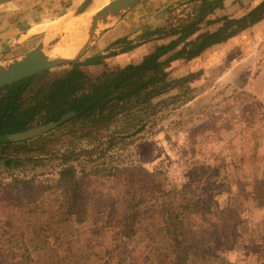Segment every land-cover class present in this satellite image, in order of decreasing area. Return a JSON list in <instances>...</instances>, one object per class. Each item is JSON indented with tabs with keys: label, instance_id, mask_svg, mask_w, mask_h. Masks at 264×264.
<instances>
[{
	"label": "rangeland",
	"instance_id": "374dc122",
	"mask_svg": "<svg viewBox=\"0 0 264 264\" xmlns=\"http://www.w3.org/2000/svg\"><path fill=\"white\" fill-rule=\"evenodd\" d=\"M208 1L215 0H142L78 59L83 62L94 55L119 53L126 46L117 43L122 39L139 43L149 31L181 27L195 19ZM261 1L224 0L192 38L217 28L207 21L241 17ZM82 2L16 0L0 5V40H4L3 48L11 50L6 61L21 57L48 38L50 32L35 30L36 26L73 14ZM170 40H152L130 54L107 57L102 65H82L80 69L88 80L102 84L126 65L139 63L156 45ZM69 69L63 65L49 71L56 77ZM163 72L168 88L150 99H146L150 91L142 93L109 123L95 127L65 123L28 146L29 152L10 148L0 154V184L12 179L51 183L62 167L59 157L66 155L81 185L84 213L81 221L73 216L52 230L48 240L50 245H61L58 254L68 264H105V251L111 247V223L124 211L122 198L131 187H137L113 179L116 169L155 172V181L164 182L166 191L179 190L190 179L202 184H193L195 189L218 181L221 190L215 201L222 207L230 205L238 214L233 222L236 234L224 248L215 247L213 256L194 251L190 264H264V19L195 59L165 64ZM5 155L27 161L6 169L2 163ZM215 170L218 176L212 173ZM198 191L204 197L200 188ZM39 218L0 206L4 264L17 263V257L28 264L55 262L49 244H37L39 251L26 257L24 249H31L28 240L32 232H38ZM146 231L152 233L149 227L139 231L143 244L138 240L128 246V250L132 247L137 251V264H149L155 256V246L146 241Z\"/></svg>",
	"mask_w": 264,
	"mask_h": 264
},
{
	"label": "trees",
	"instance_id": "16d2710c",
	"mask_svg": "<svg viewBox=\"0 0 264 264\" xmlns=\"http://www.w3.org/2000/svg\"><path fill=\"white\" fill-rule=\"evenodd\" d=\"M223 1L206 2L199 9L195 19L181 27L149 31L144 34L142 42L130 44L126 39H122L117 43H125L126 46L119 53L94 55L87 57L83 62L77 59L68 65L69 70L59 76L54 77L50 71H43L0 88V136L57 124L68 115L59 125L32 139L19 143H0V154L3 155L10 148L17 152H29L28 146L40 142L44 138L43 135L65 123L89 124L94 127L109 123L119 111L125 109L126 104L138 99L142 93L150 91L146 98L150 99L168 88L167 75L163 72L165 64L175 60L195 59L207 49L228 41L264 19L262 0L241 17H222L213 22L207 21L217 28L192 38L199 31L200 24L213 12L216 5ZM164 38L171 40L167 44L156 45L139 63L126 65L102 84L88 80L80 69L82 65H102L107 57L125 54L149 41ZM167 55L169 57L166 61H161ZM2 160L6 169L23 166L27 161L7 155ZM68 160L64 154L59 157L62 167L57 178L51 183L21 182L12 179L6 185L0 184V206L3 209L28 213L36 220L40 216L36 223L39 224L38 232H32L28 240L31 249H24L27 258H30L33 252L39 251L37 244H49V249L52 250L48 251L54 253L55 262L47 264H68L65 257L58 254L57 248H61V245H50L48 240V237L53 235L52 230L70 222L73 216H78L76 220L81 221L79 218L84 213L81 185L75 168L68 165ZM115 171L116 173L111 175L113 179L137 187H131L132 190L122 198L124 211L111 223V247L105 251V264H137V251L132 247L128 250V246L138 240L143 241L139 238V231L144 227L151 228L152 233L146 231V241L155 246V256L149 264H190L194 251L213 256L215 247L224 248L229 238L235 236L233 222L238 218V214L230 205L222 207L215 201V195L221 190L218 181L195 189L193 184L199 186L201 183L190 179L191 181L181 185L179 190L166 191L164 182L155 181V172L150 173L142 168ZM212 173L218 176L217 170ZM49 197L51 199L47 200ZM145 222H148V225L144 226ZM5 260L0 249V264H4ZM17 260L15 264H28L18 257Z\"/></svg>",
	"mask_w": 264,
	"mask_h": 264
},
{
	"label": "water",
	"instance_id": "95a60500",
	"mask_svg": "<svg viewBox=\"0 0 264 264\" xmlns=\"http://www.w3.org/2000/svg\"><path fill=\"white\" fill-rule=\"evenodd\" d=\"M16 0H0V5L11 3ZM93 0H83V2L77 7L72 14L73 17L80 16L86 11ZM142 0H110L108 5L98 11L91 19V26L89 32L92 34L89 41L90 45L100 35H102L108 27L113 25L118 19H120L127 11L133 8ZM107 19L113 21L107 26H104L101 30H98V22H106ZM54 39L50 40L53 41ZM54 42V41H53ZM44 41L38 43L32 50L22 55L19 58H15L3 63H0V88L18 83L28 77L41 73L43 71H49L55 67L69 65L73 61L77 60L78 57L72 60L63 59H50L44 56L43 48ZM88 45L87 48L90 46ZM67 116H64L61 121L57 124H48L43 127L36 129H30L25 132H20L12 135L0 136V143H19L25 140L32 139L40 134H44L48 130L54 128L63 122Z\"/></svg>",
	"mask_w": 264,
	"mask_h": 264
},
{
	"label": "bare ground",
	"instance_id": "6f19581e",
	"mask_svg": "<svg viewBox=\"0 0 264 264\" xmlns=\"http://www.w3.org/2000/svg\"><path fill=\"white\" fill-rule=\"evenodd\" d=\"M110 0H93L89 7L80 16L73 17L72 14H64L58 20L47 23L46 25L36 26L35 30L50 32L44 41L43 54L50 59L72 60L82 55L92 34L89 32L90 19L102 8L108 5ZM112 19L106 22H98L97 29L101 30L104 26L111 23ZM36 32V31H33ZM54 39L53 41H50Z\"/></svg>",
	"mask_w": 264,
	"mask_h": 264
},
{
	"label": "crops",
	"instance_id": "0c3cea01",
	"mask_svg": "<svg viewBox=\"0 0 264 264\" xmlns=\"http://www.w3.org/2000/svg\"><path fill=\"white\" fill-rule=\"evenodd\" d=\"M1 38V37H0ZM4 38V37H3ZM3 45H4V40L3 41H1L0 40V63H3V62H6V58L8 57V55L10 56V53H11V50L8 48V47H4L3 48ZM149 45H151V44H149ZM139 49V48H138ZM152 50H153V48H152ZM151 50V51H152ZM135 51V50H134ZM131 52H128V53H126V54H130ZM134 53V52H133ZM145 56V55H144ZM139 60H140V58H139Z\"/></svg>",
	"mask_w": 264,
	"mask_h": 264
}]
</instances>
